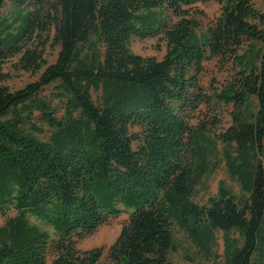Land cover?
<instances>
[{
	"label": "trees",
	"instance_id": "obj_1",
	"mask_svg": "<svg viewBox=\"0 0 264 264\" xmlns=\"http://www.w3.org/2000/svg\"><path fill=\"white\" fill-rule=\"evenodd\" d=\"M200 1L0 0V264H174L176 229L214 263L264 264V11L217 0L203 25ZM153 37L162 60L132 52ZM12 59L39 80L4 85ZM215 59L231 73L208 93ZM222 163L241 194L221 183L199 205ZM124 211L106 263L105 248L77 247Z\"/></svg>",
	"mask_w": 264,
	"mask_h": 264
},
{
	"label": "rangeland",
	"instance_id": "obj_2",
	"mask_svg": "<svg viewBox=\"0 0 264 264\" xmlns=\"http://www.w3.org/2000/svg\"><path fill=\"white\" fill-rule=\"evenodd\" d=\"M254 7L259 11H264V0H251ZM195 8L202 10L206 17H200V21L203 25H207L213 19L219 17L222 13L223 6L217 0H208L207 2L200 1L194 5ZM131 50L133 53L141 55L143 57H156L162 60L167 53L166 42L161 37H153L148 39L133 38L131 41ZM60 52L59 46L49 45L46 50V59L49 64L56 62ZM16 59L8 61L4 65L5 72L13 74V78L4 83L11 90H19L26 85L39 80L41 73L31 74L26 72L15 73L13 64ZM230 66L221 64L217 59L204 63V72L201 76V86L208 93L213 90L219 89L227 78L230 76ZM52 88L48 87L44 90L43 96L51 97ZM95 98L97 99L96 95ZM215 114L222 120V128L228 127L230 118L228 115V109L224 107L221 110H217ZM197 124V120L192 122ZM221 128V129H222ZM134 131L139 132V128H134ZM137 144L135 145V147ZM221 183L225 185L232 193L239 196L241 194L239 185L229 176L224 163H222L214 172L210 173L204 178L203 183L197 189L195 194V201L201 206H207L211 198L217 197L219 194V188ZM15 211H10L9 216H14ZM130 212L124 211L117 217L109 219L108 223L100 227L92 236L80 240L77 242V247L81 250H90L93 248L103 247L105 248L106 255H104L101 262H107V252L109 247L115 242L123 226L128 222ZM5 218L0 214V225L5 222ZM33 224L40 225L34 218L30 219ZM176 251L170 254V260L174 264H217L213 261L203 258L193 246L191 241L181 231L176 229L174 232ZM219 254H223L222 240L219 239ZM53 256H49L47 264H51ZM218 260L217 262H220Z\"/></svg>",
	"mask_w": 264,
	"mask_h": 264
}]
</instances>
